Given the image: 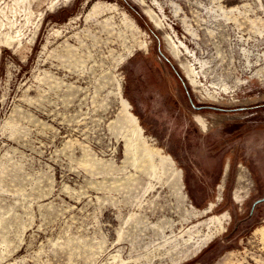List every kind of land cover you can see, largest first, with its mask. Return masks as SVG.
<instances>
[{"label":"rangeland","instance_id":"obj_1","mask_svg":"<svg viewBox=\"0 0 264 264\" xmlns=\"http://www.w3.org/2000/svg\"><path fill=\"white\" fill-rule=\"evenodd\" d=\"M0 264H264V0H0Z\"/></svg>","mask_w":264,"mask_h":264},{"label":"bare ground","instance_id":"obj_2","mask_svg":"<svg viewBox=\"0 0 264 264\" xmlns=\"http://www.w3.org/2000/svg\"><path fill=\"white\" fill-rule=\"evenodd\" d=\"M193 121L196 123V125L200 128V130H201L202 132L207 131V128H208L209 122H208V120H207L205 117L200 116V115H195V116L193 117ZM212 124H213V123H212ZM226 170H227V165H226V167H225V172H226Z\"/></svg>","mask_w":264,"mask_h":264}]
</instances>
